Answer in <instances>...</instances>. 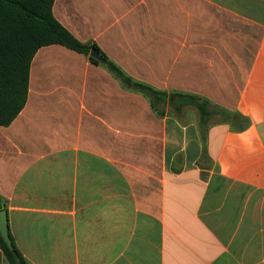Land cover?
<instances>
[{
    "label": "crops",
    "instance_id": "0c3cea01",
    "mask_svg": "<svg viewBox=\"0 0 264 264\" xmlns=\"http://www.w3.org/2000/svg\"><path fill=\"white\" fill-rule=\"evenodd\" d=\"M53 12L135 79L250 124L216 122L203 140L190 110L158 118L85 55L41 48L25 108L0 125V196L27 263L264 264V0H55Z\"/></svg>",
    "mask_w": 264,
    "mask_h": 264
},
{
    "label": "trees",
    "instance_id": "16d2710c",
    "mask_svg": "<svg viewBox=\"0 0 264 264\" xmlns=\"http://www.w3.org/2000/svg\"><path fill=\"white\" fill-rule=\"evenodd\" d=\"M55 0H0V125L10 126L25 108L29 96L32 61L37 52L46 46L61 45L85 55L89 61L110 73L123 90L143 96L148 100L158 118L179 117L186 108H194L203 140L215 124L212 117L219 111L225 120L238 122L242 127L250 124L239 113L221 110L209 99L189 92L160 90L137 80L113 61L96 42H82L55 17ZM95 48L105 60L90 56ZM217 108L218 111L211 108ZM224 121V120H223ZM7 200L0 196V210ZM14 249L10 250L0 235V241L9 264H28L10 235Z\"/></svg>",
    "mask_w": 264,
    "mask_h": 264
},
{
    "label": "rangeland",
    "instance_id": "374dc122",
    "mask_svg": "<svg viewBox=\"0 0 264 264\" xmlns=\"http://www.w3.org/2000/svg\"><path fill=\"white\" fill-rule=\"evenodd\" d=\"M152 13H153V11H151L150 12V16H152ZM130 14H134V12L133 11H131V10H126L125 12H124V14H122V15H119V20H121V26L122 25H124L125 27H127V28H125L124 30V34L128 37V34H129V25H127L126 24V21L127 20H129V17H130ZM134 26V25H133ZM137 26V25H136ZM120 29V28H119ZM101 42L103 43V45H104V47L110 52V53H112L114 56H116L118 59H120L122 62H126L127 60H128V52H127V50L124 48V46L122 45V46H120V45H118L119 44V42H116L111 36H110V34H103V35H101ZM213 103V102H212ZM214 104V103H213ZM214 105H216V104H214ZM216 106H218V105H216ZM221 110H226V111H229V110H227L226 108H224V107H221V106H218ZM212 110L214 109V110H216V111H218V109L217 108H211ZM185 110H190L191 111V113L192 114H196L197 115V117H198V119H199V115H198V113H197V111L194 109V108H192V107H188V108H186ZM174 116V115H173ZM223 120H225V117H223L220 113H219V111L218 112H216V114L212 117V121H211V123H216V122H219V121H223Z\"/></svg>",
    "mask_w": 264,
    "mask_h": 264
},
{
    "label": "water",
    "instance_id": "95a60500",
    "mask_svg": "<svg viewBox=\"0 0 264 264\" xmlns=\"http://www.w3.org/2000/svg\"><path fill=\"white\" fill-rule=\"evenodd\" d=\"M90 56L92 58H95L98 61L104 62L105 60L100 55V53L97 51V49L93 48L90 52ZM0 235L7 244L8 248L10 250L14 249L12 239L9 234V219H8V213L6 209L0 210Z\"/></svg>",
    "mask_w": 264,
    "mask_h": 264
}]
</instances>
